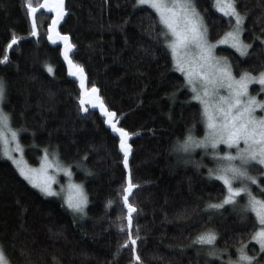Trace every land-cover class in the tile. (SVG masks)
I'll list each match as a JSON object with an SVG mask.
<instances>
[{
	"label": "trees",
	"instance_id": "trees-1",
	"mask_svg": "<svg viewBox=\"0 0 264 264\" xmlns=\"http://www.w3.org/2000/svg\"><path fill=\"white\" fill-rule=\"evenodd\" d=\"M42 1L31 0L37 6L31 20L27 0H0V59L9 57L7 64H0V78L7 85L0 107L20 132L26 162L37 167L43 148L50 155L57 152L61 163L72 167V179L83 186L89 203L87 216L74 220L59 196L41 194L0 156V243L12 264H25L21 249L38 264H52L53 256L60 264H130V244L114 256L125 239L116 224L127 212L119 194L129 172L139 185L130 201L139 211L133 232L138 223V253L144 264H220L188 247L190 239L209 226L219 233L217 247L233 259L241 243L248 244L249 254L258 251L250 241L255 221L251 213L242 222L226 206L222 214L208 218L206 204L225 193L223 184L208 176L214 162L203 156L204 166L197 168L171 151L193 125L198 138L205 129L200 106L173 70L170 53L154 32L145 31L150 23L160 31L155 12L147 6L134 9V0H65L66 14L57 28L72 46L71 61L83 68L86 86L95 85L108 110L116 113L117 127L129 133L131 152L125 169L119 135L97 109H80L78 82L68 75L61 46L49 38L53 14L39 8ZM196 4L210 39L216 41L228 30L227 18L214 9L213 0ZM239 8L247 12L241 38L252 44L250 55L239 57L228 47L216 52L229 58L235 75L244 70L256 75L264 70V0H239ZM13 34L18 43L8 48ZM257 87L250 93L256 95ZM85 154L87 160L82 161ZM202 155L197 149L192 160L200 162Z\"/></svg>",
	"mask_w": 264,
	"mask_h": 264
},
{
	"label": "snow or ice",
	"instance_id": "snow-or-ice-1",
	"mask_svg": "<svg viewBox=\"0 0 264 264\" xmlns=\"http://www.w3.org/2000/svg\"><path fill=\"white\" fill-rule=\"evenodd\" d=\"M147 6L151 8L158 18L161 26L160 31H155V24L150 23L145 31L154 32L164 47L171 55L173 70L179 72L184 80V87L191 92V100L200 105V123L204 126L203 137L198 138L193 134L194 125L187 130L183 140H177L171 146V151L183 158L184 163H193L197 168L203 165V156H208L214 167L208 168L210 179L220 181L225 189L223 198L217 202H208L205 211L209 220L217 214H222L226 206L238 214L242 222L249 219L248 213L255 217L254 231L250 233V241L258 245V251L253 250L249 254L248 244L241 243L236 248L235 259L226 249L217 247L219 233L212 226L193 236L188 247H195L198 254L203 252L206 256L220 261V264H264V115H257V112L264 113V98H258L259 93H264V70L254 75L244 70L239 75L234 74L233 64L228 57L217 55L216 49L220 45H227L235 50L239 57L250 55L251 43H246L241 37L245 31L247 12H241L239 0H213V6L217 12L227 18L228 30L216 41L210 39L209 28L197 7L196 0H134L133 8ZM27 14L34 17L37 6L31 0L26 3ZM40 7L56 13L52 21V27L63 19L65 12V0H44ZM127 23V21H125ZM31 34L35 36L36 24L32 23ZM67 42V36L61 37ZM18 43V37L13 34L11 43L7 46L12 48ZM264 44V39H261ZM72 46L65 44L64 57L71 67L70 75L79 74L80 87L83 90L85 77L83 68L75 66L68 56V50ZM9 57L5 54L0 59V64H7ZM49 73L52 68L48 66ZM252 84L260 86L256 95L250 93ZM7 93V85L3 78H0V105L3 104ZM98 89L92 86L90 92H84L80 99V109L88 112L84 107L83 96L94 97L88 103L92 108H99L106 118L105 123L109 125L114 133L119 134L120 151L123 153L125 169L129 167V154L131 145L127 143L129 133L123 127H117L114 120L116 113L108 110L104 101L97 95ZM176 94L173 93L170 99L173 101ZM20 132L11 125V117L0 107V156L11 160L22 176L33 188H37L42 194L48 197L60 196L53 185L58 183V173L69 178L68 194L63 197L64 205L73 214V219H82L87 216L88 196L81 184L71 182L73 175L72 167L63 165L57 152L49 154L48 148H43L44 153L40 167L33 168L27 165L23 159L24 148L19 140ZM224 146L221 150L220 146ZM35 145H33L34 147ZM202 150L200 162L192 160V154ZM13 153H16L14 155ZM87 160V154L82 161ZM258 166V167H257ZM77 168L81 164L76 165ZM87 175L92 173L85 170ZM253 171L259 175H253ZM255 186V190L253 188ZM139 185L133 182L129 172L126 185L122 186L119 194L122 199L123 208L127 212L119 221L116 228L119 233L125 235V239L114 256L121 254V251L131 245L130 264H144L138 253V241L140 237L139 224L134 227V214L138 215L137 206L130 201L134 197L135 189ZM64 189L61 188V192ZM240 198L244 203H240ZM113 201H108L106 207L110 208ZM63 206V205H62ZM126 221V223H125ZM258 225V227H255ZM57 235H60L57 233ZM20 254L26 257L25 264H38V261L31 259L24 249ZM227 256V259H223ZM0 264H12L4 246L0 243ZM52 264H60L57 257H52Z\"/></svg>",
	"mask_w": 264,
	"mask_h": 264
},
{
	"label": "rangeland",
	"instance_id": "rangeland-1",
	"mask_svg": "<svg viewBox=\"0 0 264 264\" xmlns=\"http://www.w3.org/2000/svg\"><path fill=\"white\" fill-rule=\"evenodd\" d=\"M50 2H52V3H54L55 2V0H50ZM42 4H44V0L41 2V4L40 5H42ZM39 8H41V9H45L46 11H48L46 8H44V7H39ZM215 9V8H214ZM216 10V9H215ZM48 12H50V11H48ZM52 14H53V17H52V19H51V22H50V25H49V31H48V35H49V38L52 40V42L54 43V44H58V45H60L61 46V54H62V56H63V58H64V60H65V57H64V52H65V44L66 43H68L69 44V42H68V40H67V42L66 41H64L63 39H61V37H63L62 35H60L59 33H58V25L60 24V22H61V20L62 19H60L59 20V22L55 25V27L53 28L52 27V21H53V19H55L56 18V13L55 12H51ZM219 13V12H218ZM31 18V20H32V18L33 17H30ZM219 47H228L227 45H220ZM228 48H230V47H228ZM71 49V48H70ZM230 49H232V48H230ZM232 50H234V49H232ZM235 51V50H234ZM69 52H70V50H68V56H69ZM70 58V57H69ZM71 60V59H70ZM65 63H66V66H67V70H68V75L69 76H71L72 78H74V79H76V81L78 82V85H79V91H80V98H79V102H80V99H81V97H82V94L84 93V92H90V90H91V88H88L87 86H86V84L84 85V89L82 90L81 89V87H80V82H79V74H76V75H70L69 74V72H70V70L72 71V72H75L76 71V68L75 67H71V69H70V65H69V63L65 60ZM74 64V63H73ZM75 66H77L76 64H74ZM179 73V72H178ZM180 74V73H179ZM253 86H258L257 87V89L259 88L260 89V86L258 85V84H252V85H250V88L251 87H253ZM249 88V89H250ZM97 95H98V93H97ZM83 98H84V100H85V104H84V107H86V108H92L91 107V104L90 103H88V101H89V99H94V97H90V96H83ZM200 106V105H199ZM95 109H97L100 113H101V111H100V109L99 108H95ZM102 114V113H101ZM257 115H264V113H260V112H257ZM106 119V118H105ZM118 134V133H117ZM119 135V134H118ZM220 148H221V150H224V146L223 145H221L220 146ZM14 155H16V153H13ZM6 159V158H5ZM23 159H24V156H23ZM8 160V159H7ZM42 160V159H41ZM8 161H10L11 162V164L15 167V169L17 170V168H16V166L12 163V161L11 160H8ZM24 161L26 162V160L24 159ZM27 163V162H26ZM40 163H41V161H40ZM40 163H39V165L37 166V167H33V168H39L40 167ZM27 165H29L28 163H27ZM30 166V165H29ZM31 167V166H30ZM258 167V166H257ZM18 171V170H17ZM18 173H19V171H18ZM57 175V180H58V183L57 184H54L53 185V188L57 191V192H60V198L62 199V201H63V197L64 196H66L67 194H68V183L70 182L69 181V178H67V177H65L64 175H63V173L61 172V173H58V174H56ZM253 175H256L255 173H254V171H253ZM22 177V176H21ZM23 178V177H22ZM261 178H263L264 179V176H262ZM24 179V178H23ZM25 180V179H24ZM26 181V180H25ZM27 183H28V181H26ZM71 182H74L73 181V179H72V177H71ZM75 183V182H74ZM29 184V183H28ZM77 184V183H76ZM30 186H31V184H29ZM61 188H63L64 189V191L63 192H61ZM253 188H254V190H255V186H253ZM36 190H38L37 188H35ZM39 191V190H38ZM40 192V191H39ZM41 193V192H40ZM42 194V193H41ZM44 195V194H43ZM45 196V195H44ZM48 197V196H47ZM64 202V201H63ZM240 203L241 204H243L244 203V199L243 198H240ZM66 206V205H65ZM67 207V206H66ZM253 215V214H252ZM253 243H255L254 241H252ZM258 246V245H257Z\"/></svg>",
	"mask_w": 264,
	"mask_h": 264
},
{
	"label": "bare ground",
	"instance_id": "bare-ground-1",
	"mask_svg": "<svg viewBox=\"0 0 264 264\" xmlns=\"http://www.w3.org/2000/svg\"><path fill=\"white\" fill-rule=\"evenodd\" d=\"M79 105H80V103H79ZM106 125L109 127V125L106 123ZM110 128V127H109Z\"/></svg>",
	"mask_w": 264,
	"mask_h": 264
}]
</instances>
